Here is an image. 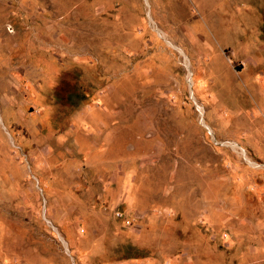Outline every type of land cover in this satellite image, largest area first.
<instances>
[{"label":"rangeland","instance_id":"obj_1","mask_svg":"<svg viewBox=\"0 0 264 264\" xmlns=\"http://www.w3.org/2000/svg\"><path fill=\"white\" fill-rule=\"evenodd\" d=\"M0 264H264V0H0Z\"/></svg>","mask_w":264,"mask_h":264},{"label":"water","instance_id":"obj_2","mask_svg":"<svg viewBox=\"0 0 264 264\" xmlns=\"http://www.w3.org/2000/svg\"><path fill=\"white\" fill-rule=\"evenodd\" d=\"M189 87H190V96H191V98H193V94H192V92H191V80H190V78H189ZM205 126H207L206 124H205ZM208 128V127H207ZM222 144H224V143H222ZM231 145L233 146V147H235L236 146V144L235 143H231ZM241 153L245 156V154H244V151L241 149Z\"/></svg>","mask_w":264,"mask_h":264}]
</instances>
